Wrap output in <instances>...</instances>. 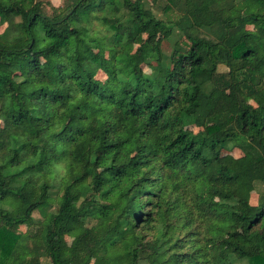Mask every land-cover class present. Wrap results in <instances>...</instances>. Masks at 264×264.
Returning a JSON list of instances; mask_svg holds the SVG:
<instances>
[{
    "label": "trees",
    "instance_id": "obj_1",
    "mask_svg": "<svg viewBox=\"0 0 264 264\" xmlns=\"http://www.w3.org/2000/svg\"><path fill=\"white\" fill-rule=\"evenodd\" d=\"M3 23L0 264H264V0H0Z\"/></svg>",
    "mask_w": 264,
    "mask_h": 264
},
{
    "label": "rangeland",
    "instance_id": "obj_2",
    "mask_svg": "<svg viewBox=\"0 0 264 264\" xmlns=\"http://www.w3.org/2000/svg\"><path fill=\"white\" fill-rule=\"evenodd\" d=\"M44 3H45V11L47 13H50L52 11V7H57V6H61L64 2V0H43ZM154 10L156 12L159 11V8H154ZM191 18L194 22H200V21H206V20H209L211 19V14L208 12V11H198V12H195L194 14L191 15ZM6 26V23H3V24H0V33L4 30ZM144 38V35H139L138 38H137V42L135 44H132V45H129L127 48H131V49H134L136 47V45L142 41ZM185 40L183 39L182 42H184ZM171 47V42L170 41H164V44H163V50L165 51V53H169V49ZM219 69L220 70H224L226 69L225 66L221 65L219 66ZM98 77L102 78L104 77L103 73H98ZM191 129L193 130H196L195 127H191ZM230 153L235 157V158H240L242 157V153L240 152V150H238L237 148H233ZM59 193H56V189L53 188L52 189V194L50 195V197L48 198V202L50 203V208H53L54 206H56L60 201V197H59ZM255 197H256V194L253 193L252 194V198H254L255 200ZM19 200V198L15 197V196H12V195H9L8 196V201L10 202H17ZM33 217L35 219H38L40 218V213L38 211H35L33 213ZM87 225H91L92 224V221L91 220H88ZM25 229V225H22L19 230H24ZM66 239L68 242L71 241L72 239V235L71 234H68L66 236ZM42 264H48V259L46 257H42ZM91 264H103V260L99 257H93L92 261H91Z\"/></svg>",
    "mask_w": 264,
    "mask_h": 264
}]
</instances>
